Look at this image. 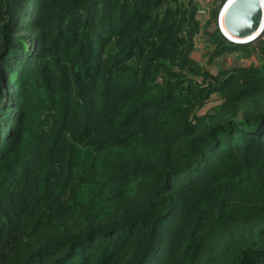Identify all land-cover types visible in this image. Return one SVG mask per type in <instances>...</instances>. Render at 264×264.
Returning <instances> with one entry per match:
<instances>
[{"label":"trees","instance_id":"trees-1","mask_svg":"<svg viewBox=\"0 0 264 264\" xmlns=\"http://www.w3.org/2000/svg\"><path fill=\"white\" fill-rule=\"evenodd\" d=\"M225 2L0 0V264H264V40Z\"/></svg>","mask_w":264,"mask_h":264},{"label":"water","instance_id":"water-1","mask_svg":"<svg viewBox=\"0 0 264 264\" xmlns=\"http://www.w3.org/2000/svg\"><path fill=\"white\" fill-rule=\"evenodd\" d=\"M225 29L222 28L221 14ZM264 25V12L260 0H226L218 15V26L223 36L234 43H248L255 39V32H261Z\"/></svg>","mask_w":264,"mask_h":264},{"label":"rangeland","instance_id":"rangeland-1","mask_svg":"<svg viewBox=\"0 0 264 264\" xmlns=\"http://www.w3.org/2000/svg\"><path fill=\"white\" fill-rule=\"evenodd\" d=\"M201 3L203 4V1L204 0H200ZM208 10H209V6H208ZM203 20V18L201 19ZM261 40H264V33L262 35V37L260 38ZM197 48H196V51L195 53L193 54V58L200 64H203L206 69H208L210 72L212 73H217L218 69L219 68H227V67H230L231 65H234V64H242L243 61L239 59V57H237L236 55L234 56H224L220 59H217L215 60L211 65H208L206 62H207V56L205 54V49H204V46H205V43L203 41L202 38L198 37L197 39ZM255 61L254 58H251V60L249 61H244L246 62V64H250V63H253ZM214 101H212L208 106L207 108H209L210 106H212L214 103ZM204 111V110H203ZM202 111V112H203Z\"/></svg>","mask_w":264,"mask_h":264},{"label":"bare ground","instance_id":"bare-ground-1","mask_svg":"<svg viewBox=\"0 0 264 264\" xmlns=\"http://www.w3.org/2000/svg\"><path fill=\"white\" fill-rule=\"evenodd\" d=\"M260 2H261V9L263 10V12H264V0H260ZM228 8V6L226 7V8H224V10H223V12H222V14H221V24H222V28L223 29H225V25H224V16H225V12H226V9ZM263 33H264V25H263V28H262V30H261V32L260 33H258V31L257 32H255L253 35H255L256 37H255V39H253L251 42H253V41H256L258 38H260L262 35H263Z\"/></svg>","mask_w":264,"mask_h":264},{"label":"built area","instance_id":"built-area-1","mask_svg":"<svg viewBox=\"0 0 264 264\" xmlns=\"http://www.w3.org/2000/svg\"><path fill=\"white\" fill-rule=\"evenodd\" d=\"M210 4V0H204L203 4L201 3L202 7L198 11V18H207L208 16V5Z\"/></svg>","mask_w":264,"mask_h":264},{"label":"clouds","instance_id":"clouds-1","mask_svg":"<svg viewBox=\"0 0 264 264\" xmlns=\"http://www.w3.org/2000/svg\"><path fill=\"white\" fill-rule=\"evenodd\" d=\"M223 35V34H222ZM251 42V41H250ZM234 43V42H233ZM249 43V42H248ZM242 44H245V43H242Z\"/></svg>","mask_w":264,"mask_h":264}]
</instances>
